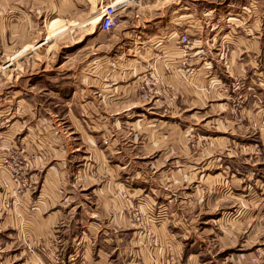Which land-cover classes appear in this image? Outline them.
<instances>
[{
    "label": "rangeland",
    "instance_id": "1",
    "mask_svg": "<svg viewBox=\"0 0 264 264\" xmlns=\"http://www.w3.org/2000/svg\"><path fill=\"white\" fill-rule=\"evenodd\" d=\"M0 264H264V0H0Z\"/></svg>",
    "mask_w": 264,
    "mask_h": 264
},
{
    "label": "built area",
    "instance_id": "2",
    "mask_svg": "<svg viewBox=\"0 0 264 264\" xmlns=\"http://www.w3.org/2000/svg\"><path fill=\"white\" fill-rule=\"evenodd\" d=\"M117 20V11L115 6H107L102 10L101 14V31L110 32L115 26ZM181 44L187 46L190 44V39L187 35H184L180 38Z\"/></svg>",
    "mask_w": 264,
    "mask_h": 264
},
{
    "label": "crops",
    "instance_id": "3",
    "mask_svg": "<svg viewBox=\"0 0 264 264\" xmlns=\"http://www.w3.org/2000/svg\"><path fill=\"white\" fill-rule=\"evenodd\" d=\"M59 20V19H58ZM55 21V20H54ZM157 38V36H154V38L153 39H156Z\"/></svg>",
    "mask_w": 264,
    "mask_h": 264
}]
</instances>
